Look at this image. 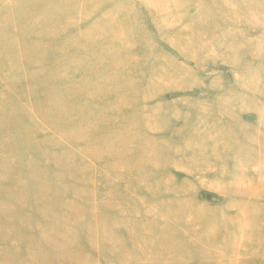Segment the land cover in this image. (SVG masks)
Segmentation results:
<instances>
[{
  "label": "rangeland",
  "instance_id": "1",
  "mask_svg": "<svg viewBox=\"0 0 264 264\" xmlns=\"http://www.w3.org/2000/svg\"><path fill=\"white\" fill-rule=\"evenodd\" d=\"M0 264H264V0H0Z\"/></svg>",
  "mask_w": 264,
  "mask_h": 264
}]
</instances>
